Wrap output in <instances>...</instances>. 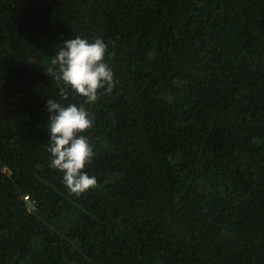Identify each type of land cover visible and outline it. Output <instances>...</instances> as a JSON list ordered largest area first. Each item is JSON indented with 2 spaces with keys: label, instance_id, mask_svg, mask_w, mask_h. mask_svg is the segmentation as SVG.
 Masks as SVG:
<instances>
[{
  "label": "trees",
  "instance_id": "16d2710c",
  "mask_svg": "<svg viewBox=\"0 0 264 264\" xmlns=\"http://www.w3.org/2000/svg\"><path fill=\"white\" fill-rule=\"evenodd\" d=\"M76 37L114 73L92 103L55 79ZM47 99L94 122L79 196ZM0 264H264V0H0Z\"/></svg>",
  "mask_w": 264,
  "mask_h": 264
},
{
  "label": "clouds",
  "instance_id": "9594fccd",
  "mask_svg": "<svg viewBox=\"0 0 264 264\" xmlns=\"http://www.w3.org/2000/svg\"><path fill=\"white\" fill-rule=\"evenodd\" d=\"M106 52L107 45L100 38L89 42L76 37L63 42L52 60L58 65L55 79L67 86L60 90L62 99L68 98L69 89L86 98V103L95 102L100 89L108 94L112 92L114 73L105 62ZM46 109L49 112L51 143L47 150L52 157L51 167L64 173V183L77 196L97 187L95 176L90 177L83 171L94 158L93 149L83 135L93 128L89 112L83 105L72 103L65 107L52 99H47Z\"/></svg>",
  "mask_w": 264,
  "mask_h": 264
},
{
  "label": "built area",
  "instance_id": "2783aa9c",
  "mask_svg": "<svg viewBox=\"0 0 264 264\" xmlns=\"http://www.w3.org/2000/svg\"><path fill=\"white\" fill-rule=\"evenodd\" d=\"M25 199L28 202V204H29L30 207H32L33 204L35 203V202L30 201V199L28 197H26Z\"/></svg>",
  "mask_w": 264,
  "mask_h": 264
}]
</instances>
